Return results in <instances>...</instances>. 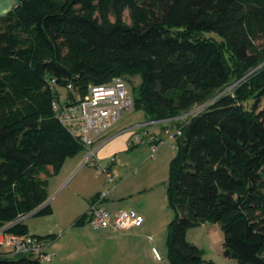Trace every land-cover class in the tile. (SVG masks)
<instances>
[{
    "label": "trees",
    "instance_id": "1",
    "mask_svg": "<svg viewBox=\"0 0 264 264\" xmlns=\"http://www.w3.org/2000/svg\"><path fill=\"white\" fill-rule=\"evenodd\" d=\"M114 78L147 123L180 132L168 264H212L185 238L204 222L221 227L226 258L264 264V0H18L0 17V230L27 235L17 221L46 203L47 178L83 150L52 101L67 85L83 97ZM50 214L45 205L34 215ZM0 264L41 263L0 254Z\"/></svg>",
    "mask_w": 264,
    "mask_h": 264
},
{
    "label": "rangeland",
    "instance_id": "2",
    "mask_svg": "<svg viewBox=\"0 0 264 264\" xmlns=\"http://www.w3.org/2000/svg\"><path fill=\"white\" fill-rule=\"evenodd\" d=\"M113 20L112 18L110 19ZM123 21L129 24V16L125 11L123 13ZM206 37H213L216 40L219 39L215 34H205ZM134 84H138L139 80H134ZM239 84V83H238ZM237 84V85H238ZM236 81L230 84L223 92L229 91L237 86ZM65 92L60 91V98L65 99ZM261 106L264 107V97L261 100ZM200 109H194L188 115L180 116L179 119L183 120L185 117L195 114ZM142 123V118L140 113L130 110L124 113L120 124H127L133 127L132 137L135 136L137 132H142L146 128L151 129V125H140L135 127V122ZM131 123V124H130ZM166 127L162 130V138L157 136L150 137V147L148 145H140L133 148L131 151L123 152L119 155H110L106 160L114 158V163L109 164L111 169L116 165L125 166L127 169L124 173V177L121 179L114 178L115 183L112 186L105 181L104 175H100L97 170V166L83 165V170L81 173H72L65 181L61 187H89L95 183H102L103 185L107 183L106 187H110V193H113L117 187H121L115 192V195L121 193L120 197L113 203H117L119 208H129L135 205L134 203L141 204L143 207H147L146 219L143 221L141 227H137L125 232H115L116 234L125 235L129 234L127 237H115L120 238V241L115 240L114 244L112 242L102 241L101 235L97 231L104 229H96L90 226V229L96 230L94 232H86L85 235L79 234L81 230H73L64 236L61 233L55 234V242L51 244L49 251L50 260L47 262H42L41 264H111L113 260L117 261L116 258L120 256L122 261L119 264H168L167 262V234L168 225L174 217L173 211L171 210L168 200H167V184H169V166L173 157L176 155L177 147L175 143V138L171 134L166 132L173 131L170 129L171 126L165 123ZM130 127V128H132ZM169 127V128H168ZM138 134V133H137ZM140 144V143H138ZM152 147H156L155 152L151 151ZM79 154V155H78ZM67 162H64L59 172L48 177L49 187H57L63 180L62 175H66L68 168L70 167L71 158L78 155L79 158H85V151L82 150ZM66 159V160H67ZM96 165L103 166L105 163L96 157ZM65 160V161H66ZM84 160V161H85ZM102 161V162H101ZM59 174V175H58ZM113 175V173H112ZM56 176V177H55ZM105 186V185H104ZM84 189V188H83ZM82 191V190H78ZM70 191H65L61 198L58 200L54 199V206L56 203L61 202L59 205L64 209H69V206L73 203V198ZM132 196V197H130ZM63 197H67L68 200L62 201ZM52 198V197H51ZM112 198V196H111ZM71 199V200H69ZM115 200V199H113ZM79 199H74V204H79ZM109 203V201H102L100 207L103 210L107 209L104 204ZM133 203V204H131ZM130 204V205H129ZM65 205V206H64ZM90 204L87 208L86 213L89 211ZM75 212L68 215V217L76 218V216H81V212L74 208ZM77 210V211H76ZM81 210V209H79ZM107 211V210H106ZM79 212V213H77ZM75 216V217H74ZM66 217V218H68ZM78 217V218H79ZM39 221V220H37ZM108 230V229H107ZM111 230V229H109ZM112 231V230H111ZM76 232V233H75ZM75 233V234H74ZM93 235L98 236L93 239ZM91 237V244L86 243L87 240L83 238L80 240L79 237ZM119 236V235H117ZM186 241L188 243L194 244L199 249L203 251V259L206 261H211L212 264H238V262L232 258H226L223 254V233L221 227L218 224H213L210 222H204L198 226L191 227L186 232ZM53 242V241H52ZM51 242V243H52ZM87 244V246L85 245ZM115 244L117 247H121V252L114 255ZM71 248L72 253L68 251V247ZM77 245V246H76ZM75 246V249H73ZM89 246V247H88ZM2 246H0L1 249ZM122 248L125 252H122ZM90 249V253H88ZM69 253H68V252ZM125 253V254H124ZM110 256V257H109ZM109 257L111 261L109 263L105 262V258ZM98 263H94V260ZM104 259V260H103ZM124 259V260H123ZM102 260V261H101ZM100 261V263H99Z\"/></svg>",
    "mask_w": 264,
    "mask_h": 264
},
{
    "label": "built area",
    "instance_id": "3",
    "mask_svg": "<svg viewBox=\"0 0 264 264\" xmlns=\"http://www.w3.org/2000/svg\"><path fill=\"white\" fill-rule=\"evenodd\" d=\"M54 80L48 82L51 88ZM65 99L59 98L52 101V110L57 120L75 137L79 138L86 153V163L97 168L100 175L112 186L114 178L110 165L104 167L96 165L94 157V143L96 139L112 131L120 122L125 112L133 110L130 89L124 80L114 78L108 83L90 85L83 97L76 94L71 85H67ZM167 134L180 135L179 131L166 132ZM144 135H146L144 133ZM138 143L142 138L135 134ZM156 147L151 151L155 152ZM115 159H110V164ZM101 199L90 203L87 223L96 229H111L115 232H125L142 225L144 219L132 209L119 210L109 213L100 207ZM49 241L41 240L33 235L6 234L5 229L0 230V246L10 249L19 255H31L40 263L50 260V255L45 252Z\"/></svg>",
    "mask_w": 264,
    "mask_h": 264
},
{
    "label": "crops",
    "instance_id": "4",
    "mask_svg": "<svg viewBox=\"0 0 264 264\" xmlns=\"http://www.w3.org/2000/svg\"><path fill=\"white\" fill-rule=\"evenodd\" d=\"M17 2H18V0H0V17L3 16L4 14H6L7 12H9L12 8H14L16 6ZM138 113H140V116H141L143 122L142 123H138V121L135 122L134 128H137L140 125H151V126H153L150 130L146 128L144 131L137 132L138 134L136 133L137 135H139L140 138H142V143L138 144L137 140L135 139L136 136L132 137V134H134V132L132 130L133 127L131 125L120 124V123H118V125L112 131H110V132L106 133L104 136L96 139V141L93 145L94 146V153H95L93 158L96 161H98L96 159V157L99 158L100 160H103L105 163L103 165L104 167L109 166L108 164H109L110 160L108 161L106 159L110 155H119V154H122L123 152L131 151L133 148H136L140 145H145V146L148 145L150 147L151 142L149 140L150 139L149 134H151L152 136L158 135L157 137L162 138V133H163L162 127H166V125H165L166 122H164V123H159V122L147 123L144 120L143 113L142 112H138ZM130 127H132V128H130ZM144 133L146 135H144ZM78 155L74 158H71L70 167L68 168L66 175L63 176L62 173L60 175L58 174L59 176H62V179H63L60 182L59 186L49 187V182L47 180L48 200L46 201L44 206L45 205L50 206L51 214L48 216H35L34 214H29V215L20 219L21 220L20 222H23L27 226V230H28L29 235H33L35 237H45V236L53 235L55 237V234L61 233V235L64 234V236H62V237H65V235L67 233L73 232V230H81V233H79V234L85 235L86 232L89 231L90 225L89 224L75 225V223L80 217L86 215L87 208H88L89 204L92 202L94 196H96V195H99V196L101 195V197L103 195L104 198H102L103 199L102 201H109V203L104 204L105 207L107 208L106 210L109 213L113 214L119 210L132 209V210L136 211L142 217L144 216L145 218L144 217L143 218L146 219V217H147L146 211L148 210L147 207H143L141 204L134 203L135 205H133V207L129 206V208H119L117 206L118 205L117 203L115 204L112 202V201H116L118 199V197H120L121 193L118 195H115V192H117V190L121 187H117V189L113 193H110V194H109L110 187H106L107 183L104 184L105 186L102 183H95L93 185H90L89 187H61L64 184V181L72 173L79 175L81 173V171L83 170V165H88L86 163V160H87L86 154H85L86 160H85V158H79ZM68 160H70V159H67L65 162H67ZM126 169H127V165H125L124 167L121 165H116L113 167V170L111 169V166H110V171L113 173L114 178H118V179H121V177H124V173H125ZM42 178L44 179V176H42ZM114 183H115V181H114ZM67 190H69L70 194H71V196H69V198L70 197L73 198V203L71 204V206H69V209L67 210V209L60 207L59 204L61 202L56 203V205L54 206V204H53L54 199L58 200L59 198H61L62 194ZM78 190H82V191H78ZM111 196H112V198H111ZM130 197H132V196H130ZM76 198L79 199V202H80L79 204H74V199H76ZM113 199H115V200H113ZM66 200H68L67 197L62 198V201H66ZM69 200H71V199H69ZM131 204H133V203H131ZM74 208H77V210L81 212L80 217L79 216H76V218L68 217L69 214L75 212ZM79 209H81V210H79ZM77 213H79V212H77ZM66 217H68V218H66ZM37 220H39V221H37ZM144 222H145V220H144ZM90 230H91V232L96 231V230H92V229H90ZM97 232L101 234L99 236V238L102 237V241H105L108 243L112 242L113 244L115 243L114 242L115 240L120 241V238H115V237H127V236H129V234H125V235L116 234L115 232H113L109 229L108 230L107 229L99 230ZM117 235H119V236H117ZM97 237L98 236L93 235V239L97 238ZM55 238L54 239L49 238V239L44 240V241H49V244L47 245V248L45 249V252L47 254H49L51 244H53L55 242V240L57 239V238L56 239ZM83 238L85 240H87L86 243H89L88 245H92L90 242V240H91L90 236L89 237H83V236L79 237L80 240H83ZM41 240H43V239H41ZM85 245L87 246V244H85ZM115 245H116V247L114 249V254L111 255L112 258L114 257L115 254L121 252V247L118 248L117 247L118 244H115ZM65 246L68 247L67 245H65ZM73 249H75V246H73ZM68 251L70 253H72V250L70 247H68ZM122 252H125L124 248H122ZM88 253H90V249H89ZM0 254L4 255L8 260H17L18 258H20L22 256V255H19V254L17 255L15 253H13L10 249L3 247V246L0 249ZM109 257L105 258V262L109 263L111 261V259ZM116 260L117 261L113 260L111 262V264H119L122 261V259L120 260V256H118L116 258ZM94 263H98V261H96V259H95ZM99 263H100V261H99Z\"/></svg>",
    "mask_w": 264,
    "mask_h": 264
},
{
    "label": "water",
    "instance_id": "5",
    "mask_svg": "<svg viewBox=\"0 0 264 264\" xmlns=\"http://www.w3.org/2000/svg\"><path fill=\"white\" fill-rule=\"evenodd\" d=\"M168 42L169 41H172V40H167ZM260 66H258L257 68H259ZM257 68H255V69H253L252 71H250L249 73H247L246 75H244L243 77H241L240 79H238L237 81H236V85L238 84V83H240L244 78H246L249 74H251L253 71H255ZM184 116V115H183ZM182 117V116H181ZM169 186V184H167V187ZM44 205H42V207H43ZM42 207H40V208H42ZM39 208V209H40ZM39 209H37V210H39ZM37 210L36 211H34V212H32V213H30V214H35L36 212H37ZM21 220H19V221H17V222H20Z\"/></svg>",
    "mask_w": 264,
    "mask_h": 264
}]
</instances>
